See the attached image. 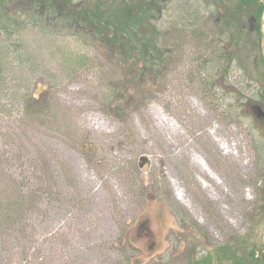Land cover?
Here are the masks:
<instances>
[{
    "label": "rangeland",
    "instance_id": "rangeland-1",
    "mask_svg": "<svg viewBox=\"0 0 264 264\" xmlns=\"http://www.w3.org/2000/svg\"><path fill=\"white\" fill-rule=\"evenodd\" d=\"M231 30L226 43L242 37ZM172 34L174 60L126 119L105 103L108 66L55 87L50 45L23 36L43 65L30 89L39 117L0 113V187L14 180L38 204L0 234V264H194L235 242L264 247V41L263 58L252 46L229 64ZM206 65L228 73L204 82Z\"/></svg>",
    "mask_w": 264,
    "mask_h": 264
},
{
    "label": "trees",
    "instance_id": "trees-1",
    "mask_svg": "<svg viewBox=\"0 0 264 264\" xmlns=\"http://www.w3.org/2000/svg\"><path fill=\"white\" fill-rule=\"evenodd\" d=\"M227 2L229 6L218 0H0V113L11 106L24 108L32 121L31 115L39 117L29 102L38 101L30 89L38 65H43L30 42L23 38L30 32L46 39L45 48L50 45L58 71L52 76L55 87L97 64L108 66L106 81H102L105 103L124 119L131 110L140 108L138 105L129 109V105L137 102L142 90L147 91L144 87L149 74L161 76L164 65L174 60L176 51L165 49L172 44V33L191 38L201 47L210 42L214 47L213 59L217 61L222 57L229 64L242 62L240 56L244 53L250 61L252 46L263 58L264 0ZM167 16V28L175 32L166 33L163 28ZM234 27H238L237 33L242 37L224 42L225 34L232 33ZM206 31L211 35L207 36ZM101 57L106 64L100 65ZM204 70V82L212 80L215 72L217 77L228 73L207 65ZM258 101L264 106V89ZM43 110L49 115L48 107ZM261 175L264 180V165ZM0 193V234L19 224L23 226L27 213L37 211L35 190L26 197L18 184L10 180L0 187ZM235 245L217 248L215 259L210 254L194 264H264V247L248 249L242 243Z\"/></svg>",
    "mask_w": 264,
    "mask_h": 264
}]
</instances>
